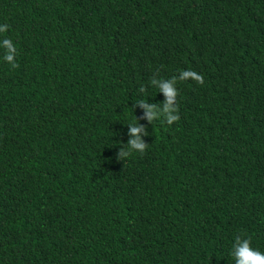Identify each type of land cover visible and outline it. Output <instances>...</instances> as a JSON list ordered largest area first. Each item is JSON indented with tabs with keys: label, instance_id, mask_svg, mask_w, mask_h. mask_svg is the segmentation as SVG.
<instances>
[{
	"label": "trees",
	"instance_id": "16d2710c",
	"mask_svg": "<svg viewBox=\"0 0 264 264\" xmlns=\"http://www.w3.org/2000/svg\"><path fill=\"white\" fill-rule=\"evenodd\" d=\"M5 25L0 264L264 253V0H0Z\"/></svg>",
	"mask_w": 264,
	"mask_h": 264
},
{
	"label": "clouds",
	"instance_id": "9594fccd",
	"mask_svg": "<svg viewBox=\"0 0 264 264\" xmlns=\"http://www.w3.org/2000/svg\"><path fill=\"white\" fill-rule=\"evenodd\" d=\"M8 26L5 25L3 27H0V32L7 31ZM3 44L5 48L7 49L6 55L4 56V59L9 62L12 67H19V65L15 62V55H16V48L12 44L10 39L5 38L3 40ZM188 78H192L197 83L203 84L204 78L201 74H198L195 71L192 70H185L181 73L179 79L180 80H186ZM177 82V77H173L170 80H164L160 83L159 88L166 96V103L164 106V112L167 117V123L171 125L173 122L178 121L180 119V116L178 114V104L175 103L176 98L178 96V89L175 87ZM155 83V81H153ZM145 107L148 109L147 112V118L149 121H153L156 113L154 112V105H145ZM173 112L176 114L173 115ZM140 127H132L131 132L133 134H138L141 132ZM130 145L132 148L139 150L140 153H143L147 146L139 137V135H136L135 139H132L130 141ZM128 153H123V155H127ZM238 244L235 246V251L233 253L234 257L236 258V264H264V253H262L259 250H254L251 247L250 239H245L242 242L239 241V238H237Z\"/></svg>",
	"mask_w": 264,
	"mask_h": 264
}]
</instances>
